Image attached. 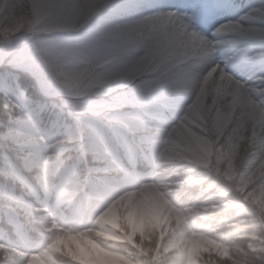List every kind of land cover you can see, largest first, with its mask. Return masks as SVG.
<instances>
[{
	"label": "clouds",
	"instance_id": "1",
	"mask_svg": "<svg viewBox=\"0 0 264 264\" xmlns=\"http://www.w3.org/2000/svg\"><path fill=\"white\" fill-rule=\"evenodd\" d=\"M0 264H264V0H0Z\"/></svg>",
	"mask_w": 264,
	"mask_h": 264
}]
</instances>
